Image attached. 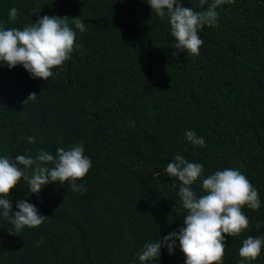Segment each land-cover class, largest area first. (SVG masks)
Listing matches in <instances>:
<instances>
[{
    "label": "trees",
    "instance_id": "16d2710c",
    "mask_svg": "<svg viewBox=\"0 0 264 264\" xmlns=\"http://www.w3.org/2000/svg\"><path fill=\"white\" fill-rule=\"evenodd\" d=\"M216 11L218 25L198 34L199 54L173 56L170 25L147 0H0L6 27L44 15L86 27L83 35L74 29L79 47L48 80L0 67V155H55L83 142L92 161L77 181L83 194L65 182L31 195L23 179L10 190L14 211L25 199L46 218L19 236L0 219V264H140L146 242L183 227L179 181L164 171L177 154L201 163L205 177L238 169L258 190L261 207L242 208L249 227L226 238L223 264H239L243 240L264 235V0H232ZM185 130L205 146L186 142ZM192 187L202 194L199 180ZM178 243L172 255L161 250L158 264H185ZM252 264H264V249Z\"/></svg>",
    "mask_w": 264,
    "mask_h": 264
},
{
    "label": "clouds",
    "instance_id": "9594fccd",
    "mask_svg": "<svg viewBox=\"0 0 264 264\" xmlns=\"http://www.w3.org/2000/svg\"><path fill=\"white\" fill-rule=\"evenodd\" d=\"M231 2L199 0L201 7H207L194 11L182 6V0H147L152 12L170 25V34L175 40L173 56L181 52L198 55L203 44L198 35L201 28L217 26L216 9ZM17 16L18 9L11 8L9 20L15 21ZM73 25L74 28L70 27L66 18L56 15H44L23 28L6 27L0 22V67L11 70L22 66L30 78L48 80L55 74L53 69H59L71 58L74 47H79L74 43L77 39L75 30L83 35L86 27L76 18H73ZM36 96L31 94L25 103ZM183 137L193 147L205 146L204 138L193 130H185ZM19 139L35 143L31 136ZM91 167L92 161L85 155L83 142L59 147L55 155L43 149L34 157L21 154L12 159L0 155V219L12 226L9 235L19 236L26 228H38L46 218L35 204L25 199L16 201V210H13L10 190L16 188L21 179L31 195L39 196L46 185L65 182L73 193L83 194L87 188L77 181L82 180ZM164 171L168 177L179 181L178 197L185 210L183 227L146 242L136 254L140 264H158L161 250L166 248L169 255L174 254L177 241L185 264H223L226 238L239 236L249 227L242 208L255 211L261 207L258 190L238 169L224 168L205 177L201 163L190 162L179 154L173 156ZM198 180L202 190L200 195L192 187ZM262 249L264 235L244 239L238 252L239 264H252L260 257Z\"/></svg>",
    "mask_w": 264,
    "mask_h": 264
}]
</instances>
